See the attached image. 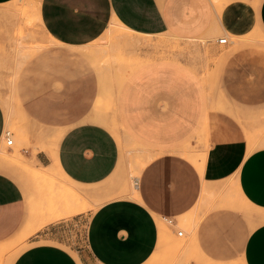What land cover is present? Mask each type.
I'll use <instances>...</instances> for the list:
<instances>
[{
	"label": "crops",
	"instance_id": "obj_1",
	"mask_svg": "<svg viewBox=\"0 0 264 264\" xmlns=\"http://www.w3.org/2000/svg\"><path fill=\"white\" fill-rule=\"evenodd\" d=\"M13 1L0 0V9ZM226 1L230 3L220 19L225 26L234 33L258 36L237 38L240 47L228 56L221 84L233 101L258 107L264 103V54L245 44L264 47V0ZM40 14L46 32L61 44L42 50L35 59L27 58L23 106L31 124L67 132L58 134L45 151L34 155L25 151L27 156L46 167L55 164L60 174L78 185L111 182L122 173L124 157L110 127L95 120L101 112L100 99L103 108L111 103L108 112H116L124 133L152 152V158L128 181L126 191L91 215L86 252L79 255L82 263L160 264L170 256L178 264L187 253L191 259L193 243L178 239V230L174 235L166 220L173 219L174 230L186 224L196 234L198 206L225 193L240 209H255L258 214L252 217L257 224L240 243L233 238L222 241L223 249L216 241H203L200 262L189 264L213 263L212 254H241V264H264V131L249 124L233 138L220 126L208 151L197 152L193 147L210 126L214 101L189 63L161 61L133 72L117 88L89 67L76 49L100 38L112 20L146 35L170 34L188 40L209 35L218 20L212 0H42ZM6 118L0 101V145ZM14 178L0 169V243L26 223V195ZM64 226H50L43 233L58 235ZM219 230L223 235L219 239L231 237ZM71 250L60 242L35 240L13 264H81Z\"/></svg>",
	"mask_w": 264,
	"mask_h": 264
},
{
	"label": "rangeland",
	"instance_id": "obj_2",
	"mask_svg": "<svg viewBox=\"0 0 264 264\" xmlns=\"http://www.w3.org/2000/svg\"><path fill=\"white\" fill-rule=\"evenodd\" d=\"M41 1L15 0L0 9V16L6 15L0 17V33L2 34L0 101L8 117L6 130L13 133L15 141L10 148L4 136V142L0 145V169L16 177L14 179L22 187L28 206L25 225L13 237L0 243V264H13L35 240L60 242L70 250L72 249V253L83 264L79 255L86 252L87 229L91 215L101 205L126 191L128 181L137 176L152 156V152L124 133L116 112H108L112 110L111 103L106 102L103 108V101L100 99L97 106L101 108V112L95 120L102 121L110 127L120 141L124 157L122 173L111 182L97 186L78 185L60 174L53 165L51 167L40 165L27 156L25 151L32 152L33 155L39 151H45V147H49L58 134L67 132V129H61L54 133L31 124L23 106L22 92L26 88L24 84L27 58L35 59L42 50L61 44L43 27L40 14ZM212 2L216 8L218 20L214 24L215 31L209 35L190 40L179 39L170 34L146 35L114 27L112 20L100 38L76 48L84 54V60L89 67L94 69L100 77L113 81L117 88L133 72L155 66L161 61L189 63L199 72L214 101L211 107L213 117L210 126L207 125L204 134L198 138L193 147V150L197 152L208 151L216 139L220 126H224L222 129L227 131V137L233 138L241 136L249 124H254L256 129L264 131V103H260L258 107H248L235 102L227 96L225 87L221 84L223 67L228 56L240 47L237 44L239 42L237 38L247 39L258 35L234 33L220 20L224 7L230 2L226 0H212ZM110 28L114 29L112 33L109 32ZM220 38H227L229 41L227 44H220ZM245 46L258 50L260 56L264 54V47L260 44L251 43ZM235 111L236 113H233ZM219 114L224 118H218L216 115ZM240 130L242 132H239ZM60 136L54 147L56 153L60 145ZM47 162L45 161V164H48ZM245 209L233 205L228 196L223 193L210 202L198 206L194 216L196 225L199 223L196 234L191 227L188 229L186 224L179 225L174 230L166 220V224L173 230L174 235L176 230H184V236L178 239H190L194 245L193 257L190 259L187 253V258H180L178 264H189V261L200 262L198 253H200L199 249L203 251L205 240L216 241L221 249H223L222 241L234 240V243L243 241L252 226L257 224L256 218L252 216L258 214L255 209ZM249 212L251 218L248 215ZM54 225L65 226L58 235H44L43 232ZM220 228L230 233L231 237H228V240L219 239L223 236ZM241 257V254L237 256L210 255V259L215 264H241ZM169 258L165 256L160 264H174V261Z\"/></svg>",
	"mask_w": 264,
	"mask_h": 264
},
{
	"label": "built area",
	"instance_id": "obj_3",
	"mask_svg": "<svg viewBox=\"0 0 264 264\" xmlns=\"http://www.w3.org/2000/svg\"><path fill=\"white\" fill-rule=\"evenodd\" d=\"M220 43L221 44H227L228 43V39L227 38H221L220 39ZM4 136H5V141L7 143V145L9 147L13 146L15 144V141H14V135L11 131L9 130H6L5 133H4ZM167 221L171 224V225H175L173 219H167ZM178 236H184V230H178L177 232Z\"/></svg>",
	"mask_w": 264,
	"mask_h": 264
},
{
	"label": "bare ground",
	"instance_id": "obj_4",
	"mask_svg": "<svg viewBox=\"0 0 264 264\" xmlns=\"http://www.w3.org/2000/svg\"><path fill=\"white\" fill-rule=\"evenodd\" d=\"M38 21V20H37ZM114 27H120V28H122V29H125V27H123L122 25H116L115 23L114 24H112ZM114 31V29L113 28H110V30H109V32H113ZM221 39V38H220ZM220 39H219V43H220ZM229 41V40H228ZM221 44V43H220ZM26 47V46H25ZM10 107H12V106H10ZM9 108V107H8ZM9 110V109H8ZM10 111V110H9ZM12 111H14V109L12 110ZM13 113V112H12ZM14 114H15V111H14ZM6 117H7V115H6ZM8 118V117H7ZM6 118V119H7ZM11 118V117H10ZM11 124H12V122H10ZM49 149V148H48ZM47 152V151H46ZM152 157H150L148 160H150ZM53 167L54 168H57L56 167V165L55 164H53Z\"/></svg>",
	"mask_w": 264,
	"mask_h": 264
}]
</instances>
